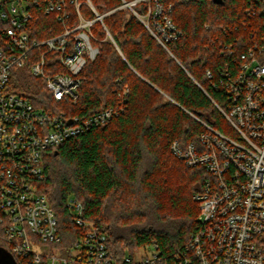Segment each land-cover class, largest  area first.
I'll return each mask as SVG.
<instances>
[{
	"label": "built area",
	"instance_id": "built-area-1",
	"mask_svg": "<svg viewBox=\"0 0 264 264\" xmlns=\"http://www.w3.org/2000/svg\"><path fill=\"white\" fill-rule=\"evenodd\" d=\"M138 2L146 5L144 13L132 8ZM82 5L94 13L92 19L82 16ZM122 6L131 8L166 50L182 34L170 19L171 4L164 0H123ZM41 9L54 14L60 31L37 40L32 37L29 2L0 0L1 244L19 264H264V0H245L241 20L223 28L225 35L235 36L226 42L216 39L228 62L211 83L219 90L221 105L210 100L228 131L190 113L204 127L198 142L184 147L176 140L171 143L177 158L202 167L206 176L193 195L199 205L196 227L169 258L155 242L142 246L153 247L149 254L116 257L102 224L85 218L80 200L72 195L65 200L73 227L64 228L39 191L49 149L124 110L119 103L86 116H68L9 89L15 67L27 65L53 100L75 101L81 71L99 51L92 44L91 25L103 24L104 14L90 0H43ZM206 76L212 78L210 69Z\"/></svg>",
	"mask_w": 264,
	"mask_h": 264
},
{
	"label": "trees",
	"instance_id": "trees-1",
	"mask_svg": "<svg viewBox=\"0 0 264 264\" xmlns=\"http://www.w3.org/2000/svg\"><path fill=\"white\" fill-rule=\"evenodd\" d=\"M27 1L34 39L60 31L54 14L42 11L43 0ZM90 2L104 14L103 24L91 25L92 44L99 51L81 71L75 101L53 100L27 65L25 71L13 70L8 87L36 105L59 108L68 116H86L119 103L124 110L49 149L38 189L64 228L73 227L65 200L70 195L80 200L85 218L102 224L116 257L155 242L161 255L169 258L196 227L199 205L193 195L206 176L202 167L177 158L170 146L175 140L181 147L198 142L204 127L190 113L215 128L227 127L210 100L221 105L219 90L211 83L228 62L218 52L216 39L226 42L235 36L225 35L223 28L241 20L245 0H164L171 4L170 19L182 33L167 44L168 50L131 8L122 6L123 0ZM132 8L146 11L143 2ZM80 11L85 18L94 17L85 5Z\"/></svg>",
	"mask_w": 264,
	"mask_h": 264
},
{
	"label": "rangeland",
	"instance_id": "rangeland-1",
	"mask_svg": "<svg viewBox=\"0 0 264 264\" xmlns=\"http://www.w3.org/2000/svg\"><path fill=\"white\" fill-rule=\"evenodd\" d=\"M15 69H16V67H15ZM24 69H25L24 67H18L16 69V71L17 72H22V71H25ZM36 79H38V78H36ZM38 80H40V79H38ZM18 93H21V92H18ZM219 129H221L222 131H225V132L228 131L227 127H225V128L224 127H219ZM151 252H153V247L152 246L142 247V248H139V249H137L135 251L134 257L136 258V257H139L140 255H142L144 253L149 254ZM0 264H19L18 259L13 254H11L5 248V246L2 245V244H0Z\"/></svg>",
	"mask_w": 264,
	"mask_h": 264
},
{
	"label": "water",
	"instance_id": "water-1",
	"mask_svg": "<svg viewBox=\"0 0 264 264\" xmlns=\"http://www.w3.org/2000/svg\"><path fill=\"white\" fill-rule=\"evenodd\" d=\"M214 3H221V0H212Z\"/></svg>",
	"mask_w": 264,
	"mask_h": 264
}]
</instances>
